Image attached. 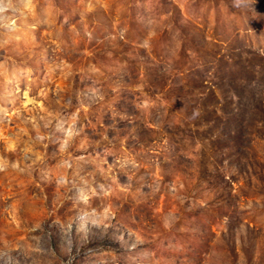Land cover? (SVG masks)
Returning a JSON list of instances; mask_svg holds the SVG:
<instances>
[{"label":"rangeland","instance_id":"374dc122","mask_svg":"<svg viewBox=\"0 0 264 264\" xmlns=\"http://www.w3.org/2000/svg\"><path fill=\"white\" fill-rule=\"evenodd\" d=\"M0 264H264V0H0Z\"/></svg>","mask_w":264,"mask_h":264}]
</instances>
